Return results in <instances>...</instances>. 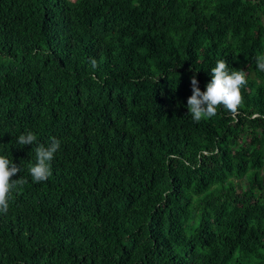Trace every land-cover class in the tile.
<instances>
[{
	"label": "trees",
	"instance_id": "trees-1",
	"mask_svg": "<svg viewBox=\"0 0 264 264\" xmlns=\"http://www.w3.org/2000/svg\"><path fill=\"white\" fill-rule=\"evenodd\" d=\"M261 54L264 0H0V155L27 181L0 264H264ZM222 59L239 114L196 122ZM27 131L61 140L45 182Z\"/></svg>",
	"mask_w": 264,
	"mask_h": 264
},
{
	"label": "clouds",
	"instance_id": "clouds-1",
	"mask_svg": "<svg viewBox=\"0 0 264 264\" xmlns=\"http://www.w3.org/2000/svg\"><path fill=\"white\" fill-rule=\"evenodd\" d=\"M92 68L97 67V61L91 59ZM257 69L264 72V54L256 57ZM247 84V72L244 70L229 69L227 62L218 60L212 68V79L202 91L198 80L193 75L191 78L192 95L188 98L187 107L190 116L200 122L217 115L221 107L232 114L235 119L243 104L242 89ZM20 146L36 145L33 148L36 163L29 166L28 171L34 183L45 182L52 175L51 161L61 147V140L51 137L47 144L37 141V136L32 131H27L17 138ZM21 171L12 160L5 155H0V213L7 214L10 208V195L14 189H20L27 183L24 177L14 180L13 177Z\"/></svg>",
	"mask_w": 264,
	"mask_h": 264
}]
</instances>
